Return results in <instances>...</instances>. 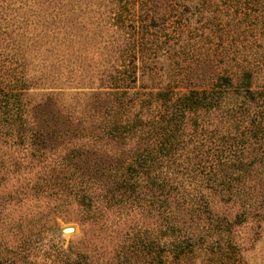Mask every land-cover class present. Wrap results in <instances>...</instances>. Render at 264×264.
<instances>
[{
    "label": "rangeland",
    "instance_id": "374dc122",
    "mask_svg": "<svg viewBox=\"0 0 264 264\" xmlns=\"http://www.w3.org/2000/svg\"><path fill=\"white\" fill-rule=\"evenodd\" d=\"M147 4L0 0V264H154L146 241L190 246L165 264H264V0ZM242 65L255 96L187 116L128 180L148 139L103 128L161 110L122 107L112 78L202 88Z\"/></svg>",
    "mask_w": 264,
    "mask_h": 264
},
{
    "label": "trees",
    "instance_id": "16d2710c",
    "mask_svg": "<svg viewBox=\"0 0 264 264\" xmlns=\"http://www.w3.org/2000/svg\"><path fill=\"white\" fill-rule=\"evenodd\" d=\"M153 1L155 0H140V3L148 5L147 3ZM157 1L158 0H156V2ZM162 1L166 2L167 5L170 4L171 7L181 6L182 8L188 7L189 4L194 5L196 8L199 5H209L214 3V0ZM237 1L238 0H230V2ZM165 13L166 11L162 12L161 17H163ZM147 15L148 14L145 16L141 15L143 22H146ZM151 19L156 18L151 17ZM151 19L148 21L150 23L144 24H146V26H154ZM157 19L159 18L157 17ZM143 32L144 29H142V33ZM251 69L252 68L248 65H242L240 71H234L230 74H220L209 87L180 89L173 85H166L165 87H149L148 89H145L147 87H144L143 91L139 93L122 83L125 80V78H123L125 74L120 82H118L119 80L117 78L113 77L112 88L115 92L120 91L119 93H114V95L118 100V104L122 107L126 108L130 106L135 99L138 98L136 101H139L140 111H143L144 107L148 109L151 104H154L155 108L161 110L158 116L151 115L146 117V113H144V115L137 113L134 118H131L127 111L123 117H120V119L114 124H111L108 127L105 125L103 128L104 133L110 138L125 139L127 137L135 136L137 133H144V138L148 139L149 143L145 145L140 153H137L134 156L132 163L127 166L125 170L127 179H132L139 172H142V175L146 177H150L151 171L153 170V164L157 159L161 160L162 157L169 156L176 152L175 137L178 134L176 132L187 116L194 115L198 111H209L218 108L228 97L230 92L243 93L245 94L244 96L253 98L256 91L255 89H251ZM133 74H135L134 71ZM127 77V79H130V77L134 78V76H130V74H128ZM136 93L139 95H135ZM124 95L127 99L119 101V97ZM11 96V94H3L4 99L7 97V99H9ZM131 185L133 184H126V188H128L127 190H131ZM182 245L183 244L174 241H170L169 243H161L159 241L152 243L146 241L142 246L148 254H151V263L155 260L154 264H165L167 254H173L174 258H179L182 254H186L189 251L191 252V248L188 244ZM67 264L88 263L76 260Z\"/></svg>",
    "mask_w": 264,
    "mask_h": 264
},
{
    "label": "water",
    "instance_id": "95a60500",
    "mask_svg": "<svg viewBox=\"0 0 264 264\" xmlns=\"http://www.w3.org/2000/svg\"><path fill=\"white\" fill-rule=\"evenodd\" d=\"M72 231V228H64V232H71Z\"/></svg>",
    "mask_w": 264,
    "mask_h": 264
}]
</instances>
